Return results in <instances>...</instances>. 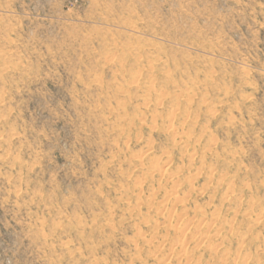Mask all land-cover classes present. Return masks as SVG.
Instances as JSON below:
<instances>
[{"label":"rangeland","instance_id":"1","mask_svg":"<svg viewBox=\"0 0 264 264\" xmlns=\"http://www.w3.org/2000/svg\"><path fill=\"white\" fill-rule=\"evenodd\" d=\"M0 264H264V0H0Z\"/></svg>","mask_w":264,"mask_h":264}]
</instances>
